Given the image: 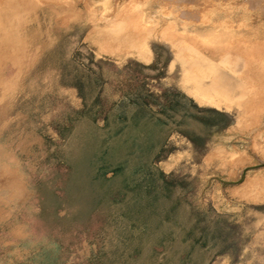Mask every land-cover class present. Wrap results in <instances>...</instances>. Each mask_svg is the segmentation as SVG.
<instances>
[{"label":"rangeland","instance_id":"obj_1","mask_svg":"<svg viewBox=\"0 0 264 264\" xmlns=\"http://www.w3.org/2000/svg\"><path fill=\"white\" fill-rule=\"evenodd\" d=\"M57 1L47 14L0 13V43L14 20L26 47L0 54V264H264V67L247 58L264 50L262 1ZM186 5L222 19L218 42L176 24ZM200 58L244 80L232 109L192 94ZM136 98L185 112L191 136L170 134L151 166L136 148L165 131L134 128ZM120 104L129 127L107 143L100 129Z\"/></svg>","mask_w":264,"mask_h":264},{"label":"bare ground","instance_id":"obj_2","mask_svg":"<svg viewBox=\"0 0 264 264\" xmlns=\"http://www.w3.org/2000/svg\"><path fill=\"white\" fill-rule=\"evenodd\" d=\"M62 1V0H61ZM132 1V0H131ZM131 1H130V4H133V3H131ZM134 1V0H133ZM137 1V0H136ZM136 1H134V3L136 2ZM156 1V0H155ZM168 1V0H167ZM218 1V0H217ZM222 1H229V0H222ZM232 1V0H231ZM252 1V0H251ZM257 1V0H256ZM255 1V2H256ZM262 1V3H261V5H263L264 4V1L263 0H261ZM260 1V2H261ZM40 2H42V1H40ZM60 1H57V0H47V1H43L42 2V5H41V9L39 10V6H38V4H35V3H30V2H25L24 0H0V13H2L1 11H4L5 12V15L7 14V13H12V11L14 12H16V6L17 5H19V6H23V7H25V14H23L22 12H21V14L22 15H24V18H26V17H28V16H30V15H32L34 12H36L37 10H38V12L39 13H42V14H47L46 13V11L48 10V8H51L52 9V7H53V5H55V4H57V6H58V4H60L59 3ZM138 2V1H137ZM140 2H141V0H140ZM151 2H152V0H151ZM157 2V1H156ZM165 2V1H164ZM190 2V1H189ZM191 2H195V1H191ZM196 2H197V0H196ZM209 2V1H208ZM214 1H212V3H213ZM215 2H216V0H215ZM254 2V3H255ZM258 2H259V0H258ZM62 3V2H61ZM177 3V2H176ZM203 3H204V1H203ZM211 3V2H210ZM210 3H208V4H210ZM217 3V2H216ZM234 3V2H233ZM254 3H251V4H254ZM1 4H4V8L7 10V11H5L4 10V8H2V10H1ZM129 4V5H130ZM137 4H139V3H137ZM156 4H158V3H156ZM162 4H163V2H162ZM214 4V3H213ZM225 4V3H224ZM232 4V3H231ZM258 4H260V3H258ZM140 5V4H139ZM168 5V4H167ZM178 5V4H177ZM183 5H185V4H182V6ZM202 5V4H201ZM249 5V4H248ZM15 6V7H14ZM45 6V7H44ZM133 6L134 7H136L135 6V4H133ZM162 6V5H161ZM170 6V9H171V7H174V6H171V5H169ZM179 6V5H178ZM181 6V7H182ZM191 5H186V7H185V9L187 8V7H190ZM200 6V5H199ZM213 6V5H212ZM211 6V7H212ZM220 6V5H219ZM227 6V5H226ZM253 6V5H252ZM255 6H257V3L255 4ZM8 7V8H7ZM22 7V8H23ZM159 7V6H158ZM180 7V8H181ZM192 7H193V5H192ZM204 7V6H203ZM214 8L216 7V5L215 6H213ZM261 7V6H260ZM259 7V8H260ZM263 7H264V5H263ZM262 7V8H263ZM14 8V9H13ZM131 8V7H130ZM139 8V7H138ZM205 9H204V11L206 10V7H204ZM207 8L210 10V7L209 6H207ZM214 8H213V10H214ZM216 8H218V5H217V7ZM215 8V9H216ZM231 8V7H230ZM258 8V7H257ZM20 7H19V11H20ZM24 9V8H23ZM141 9V8H140ZM168 9H169V7H168ZM170 9L168 10V11H170ZM175 9V8H174ZM182 9H183V7H182ZM182 9L180 10V9H175L176 11H178V13L175 15V13L173 12V11H171L172 13H174V17H172V19L174 18L176 21H177V23L176 22H174V24L176 23L177 25L179 24L180 26H182V27H185V29L187 30V31H193V32H195L196 33V35H197V37H196V40L197 41H199L198 40V37L199 38H202V39H208V40H212V41H219V39H216L215 37H214V35L216 36V34H214V30H215V28H221V27H223V26H219V24H220V21H222V19L220 20L219 19V23H218V21H217V23H218V27H216V21H214V20H212V21H210V22H208V19L209 18H206V16H208L209 15V17L212 15V14H215L214 12L212 13V11H210L211 13H207V14H205L204 13V11H202V8L201 7H198V8H196L195 10H200V12L202 11V13L204 14H202V13H200L199 14V10L198 11H195L194 10V8H193V10L190 8H188V9H186V10H183L182 11ZM228 9V8H227ZM261 9V8H260ZM46 10V11H45ZM179 10L180 11H182V12H180L179 13ZM241 10V9H240ZM263 10H264V8H263ZM54 11V13L56 12L57 13V11L56 10H53ZM139 11H141V10H139ZM208 11V10H207ZM218 11V10H217ZM232 11V10H231ZM237 11V10H236ZM137 12V11H136ZM166 12V11H165ZM171 12H169V14H171ZM220 12V11H219ZM218 12V13H219ZM20 13V12H19ZM127 13V12H126ZM224 13V12H223ZM228 14L230 13V12H227ZM4 14V13H3ZM125 14V13H124ZM201 14H202V16L204 17V18H202V16H201ZM232 14V13H231ZM15 15V14H14ZM14 15L13 16H11L9 19H7V21L8 20H10L12 17L14 18V19H16L17 17V15L14 17ZM55 15V14H54ZM173 15V14H172ZM3 16V15H2ZM21 16V15H20ZM20 16H19V18H20ZM125 16L126 15H123V18H125ZM217 16V15H216ZM224 16V15H223ZM236 16V15H235ZM3 17H5V16H3ZM22 17V16H21ZM130 16H128V18H129ZM132 17V16H131ZM134 17V16H133ZM138 17V16H137ZM211 17H213V15L211 16ZM227 17V16H226ZM23 18V17H22ZM23 18V19H24ZM134 18H136V17H134ZM216 18V17H215ZM214 18V19H215ZM4 19H6V18H4ZM21 19V18H20ZM131 19V18H130ZM207 19V21H205ZM212 19V18H211ZM224 19V18H223ZM227 19V18H226ZM226 19H224V21L226 20ZM19 20V19H18ZM17 20V21H18ZM132 21H133V18L131 19ZM216 20H218V18H216ZM14 20H12L11 22L9 21V24H8V27L6 28V29H4L3 30V33L5 32L6 33V35L8 34V36H6L7 38L4 40V41H1V43H0V54H3L4 56L5 55H7V53L8 52H11L12 50H14V49H16L17 47H19L20 49H23L22 48V44H21V46H20V41H18V42H16V40H14V38L13 37H15V35L13 36V34L15 33V28H14V26H15V23H17L16 21H14ZM20 22V21H19ZM128 22V21H127ZM130 22V21H129ZM142 22V21H141ZM4 23H5V21H4ZM7 23V22H6ZM223 24H221V25H224V22H222ZM173 24V25H174ZM207 25L208 24V26H205V25ZM177 25H175L174 27L176 28V26ZM201 25H204V26H201ZM4 28V27H3ZM15 30V31H14ZM195 35V34H194ZM213 38H212V37ZM16 38V37H15ZM222 38L223 39H225V36L223 35L222 36ZM223 39L221 40V41H223ZM210 40V41H211ZM201 41V40H200ZM198 43V42H197ZM183 45V44H182ZM24 48H26L25 46H23ZM197 47V46H196ZM181 48V47H180ZM198 48V47H197ZM176 49H177V47H176ZM262 49H264V48H262ZM186 50V49H185ZM146 51V53H148L149 51L146 49L145 50ZM174 51V50H173ZM2 52V53H1ZM22 52V51H21ZM21 52H20V54H21ZM6 53V54H5ZM19 53V52H18ZM190 53V52H189ZM248 56H247V58H248V60L250 61V63H252L253 65H254V67L255 68H257L258 66V69H260L261 70V68L263 69V67H264V50H262V51H248ZM2 56V55H1ZM22 56V55H21ZM148 56V55H147ZM186 56V55H185ZM198 56H200V55H198ZM193 57V56H192ZM2 58H4V57H2ZM22 58V57H21ZM20 58V59H21ZM196 58V57H195ZM189 59V58H188ZM192 59V58H191ZM190 59V60H191ZM13 60V59H12ZM193 60V59H192ZM202 59L200 58L199 59V61H194L193 63H192V67H191V69H189L190 71H189V74H188V80H190L191 79V81L193 82V83H191L192 85H191V87H190V90H193L192 91V94H194L195 96V98L199 101V103L200 104H210V105H212V106H214L215 107V105H217V103L218 102H222V103H225L226 105H230L231 106V109L233 108L232 107V104L230 103V99H231V96H233L234 95V97H238V95H239V97L240 96H242L243 95V91H244V89H245V82H244V80H240V79H238L237 77H235L234 76V73H231V72H233V71H231V70H233L232 68L234 67H231V70H228V71H231V72H226V71H224V70H221V68L220 69H218L219 68V65H217V66H215L214 64H209L208 66H210L209 68H205V67H203V66H201L203 63V61H201ZM0 61H2V60H0ZM187 61V60H186ZM204 61H206L205 60V58H204ZM208 61V60H207ZM225 63V62H224ZM223 63V64H224ZM227 63V62H226ZM230 63H232V64H234L235 65V67H236V65H237V62H230ZM229 67V66H228ZM234 67V68H235ZM2 69V68H1ZM187 69V68H186ZM208 69L209 70H212L213 71V73L211 72V74L212 75H208L207 73H206V71H208ZM228 69V68H227ZM184 73V72H183ZM187 73V72H186ZM209 73V72H208ZM231 73V74H230ZM184 75H186V74H184ZM263 76V75H262ZM185 78V77H184ZM168 79V78H167ZM185 79H187V78H185ZM208 80V81H207ZM176 81V80H175ZM187 81V80H186ZM261 81H262V79H261ZM189 82V81H188ZM187 82V83H188ZM166 83V82H165ZM190 83V82H189ZM263 84H264V79H263ZM264 86V85H263ZM149 87V86H148ZM236 95V96H235ZM234 97H233V99H234ZM242 104V103H241ZM236 105V104H235ZM237 105H239V104H237ZM262 109L264 110V101L262 102ZM246 107V106H245ZM241 108V107H240ZM242 108H243V106H242ZM240 110V109H239ZM245 110V109H244ZM167 111V110H166ZM245 113H246V110H245ZM240 115H242V114H240ZM243 115H245L244 113H243ZM164 116V115H163ZM246 116V115H245ZM165 118V117H164ZM175 118V117H174ZM245 118V117H244ZM257 118H258V120L260 119V118H263L262 119V121L264 120V113L262 112L260 115H258L257 117H256V119L254 118V121H255V123H256V120H257ZM257 120V121H258ZM259 121H261V119L259 120ZM261 121V122H262ZM116 126V125H115ZM179 126V125H178ZM242 126V125H241ZM245 128V127H244ZM246 129V128H245ZM120 131V130H119ZM247 131V130H246ZM198 132V131H197ZM68 145V144H67ZM138 146V145H137ZM222 153V152H221ZM223 154H225V153H223ZM68 155V154H67ZM68 157V156H67ZM68 159V158H67ZM73 163V162H72ZM73 164H75V163H73ZM170 173V172H169ZM126 180V179H125ZM129 191V190H128ZM132 191V190H131ZM141 193V192H140ZM137 195V194H136ZM132 197V196H131ZM130 198V197H129ZM189 214V213H188ZM128 218V217H127ZM227 220V219H226ZM188 221H190V220H188ZM111 224V223H110ZM135 226V225H134ZM98 227V226H97ZM41 228V227H40ZM54 240V239H53ZM187 244V243H186ZM129 245V244H128ZM174 245V244H173ZM99 249V248H98ZM69 251V250H68ZM95 252V251H94ZM98 252V251H97ZM201 252V251H200ZM146 257V256H145ZM144 260V259H143ZM154 263V262H153Z\"/></svg>","mask_w":264,"mask_h":264},{"label":"trees","instance_id":"obj_3","mask_svg":"<svg viewBox=\"0 0 264 264\" xmlns=\"http://www.w3.org/2000/svg\"><path fill=\"white\" fill-rule=\"evenodd\" d=\"M175 100L177 101V96H174V101ZM135 106L136 107H134V109L136 111V116L132 117L133 119H136L134 128H137L140 120H145L147 124L155 123L160 128L162 133L165 131V138L163 142L158 145V147L155 146L149 148H136V157L140 156L141 158H143V160L145 159L149 166L155 164L159 160V157L154 153V150H156V148H161L162 145H164V141L170 136V134H172L173 132H178L180 134L190 136L187 132L188 129L185 128L186 125L184 124V120L186 117L185 112L183 113V111L181 112V110H176L173 106L167 109H160L159 112H154L150 110L151 107L148 103L141 104L137 98ZM123 111H125L123 109V104H120L114 111L110 113V115L105 120V126L100 129L101 131L108 133L109 136L107 138V143H110L112 139L123 137V135L126 133L129 126L127 124V117L125 116L127 114ZM189 111L197 114L203 112L202 109H199L196 106H190L189 109H187L186 113H188ZM133 119L131 121L135 123V120L133 121ZM123 167L124 164L120 163L119 165L114 167L113 172L117 173L121 171ZM100 171L107 172L108 170L106 167H103V169Z\"/></svg>","mask_w":264,"mask_h":264}]
</instances>
